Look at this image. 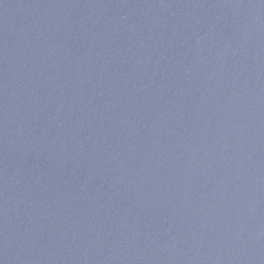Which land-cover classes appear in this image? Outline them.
<instances>
[{"label": "water", "instance_id": "water-1", "mask_svg": "<svg viewBox=\"0 0 264 264\" xmlns=\"http://www.w3.org/2000/svg\"><path fill=\"white\" fill-rule=\"evenodd\" d=\"M0 264H264V0H0Z\"/></svg>", "mask_w": 264, "mask_h": 264}]
</instances>
